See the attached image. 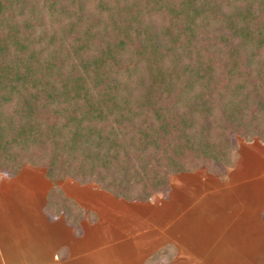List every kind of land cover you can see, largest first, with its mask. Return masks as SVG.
Listing matches in <instances>:
<instances>
[{"label": "trees", "instance_id": "1", "mask_svg": "<svg viewBox=\"0 0 264 264\" xmlns=\"http://www.w3.org/2000/svg\"><path fill=\"white\" fill-rule=\"evenodd\" d=\"M231 134L264 140V0H0V172L44 168L75 231L56 182L147 201L229 166Z\"/></svg>", "mask_w": 264, "mask_h": 264}, {"label": "crops", "instance_id": "2", "mask_svg": "<svg viewBox=\"0 0 264 264\" xmlns=\"http://www.w3.org/2000/svg\"><path fill=\"white\" fill-rule=\"evenodd\" d=\"M182 174L192 173L174 176ZM33 176L38 180H34L35 185L25 183H31ZM53 184L45 176L44 168L29 165L14 177H0V199L13 198L6 205L9 207L6 217L9 221L13 218L11 225L15 231L14 235L10 234L2 219L4 212L0 211V264H145L153 252L165 247L171 248V264H261L256 256L264 238L260 201L257 219L248 214L245 218L248 224H254L257 236L250 229L254 226H239L229 219L225 224L229 226L223 230H208L205 226H210L208 222L199 223V228L210 233L204 236L194 224L211 208L215 193L207 185V204L199 211L191 210V200L188 204L178 200L175 188L173 191L169 188L156 212L152 210L143 215L135 209L138 202L117 199L95 184L81 185L62 179L56 184L63 193L94 215L82 218L75 231L63 215L45 211L47 194ZM239 186L233 187L231 193ZM176 188L179 196L192 194ZM227 191L224 188L216 192L226 194ZM219 205L217 211L221 213L216 214L223 217L225 204ZM233 225L239 227L231 228ZM246 232L252 239L245 241L242 236Z\"/></svg>", "mask_w": 264, "mask_h": 264}, {"label": "rangeland", "instance_id": "3", "mask_svg": "<svg viewBox=\"0 0 264 264\" xmlns=\"http://www.w3.org/2000/svg\"><path fill=\"white\" fill-rule=\"evenodd\" d=\"M230 137L231 140L237 145V150L236 156L229 166L218 168L216 169L217 172L215 171L214 173L207 171L204 167H200L191 172H182L192 173L190 175L182 174V176L178 175V177H175L173 175L169 179V188H171V191H173L175 188L177 199L180 201H184V203L187 204L188 201L191 200V202L193 203L191 210L195 211H199L197 209L203 208V204H207L205 196L206 192L209 191V188H207L205 185L209 186L212 190H214L215 194L212 195V198L211 196H208V198H211V201H213L209 205L211 208L207 209L209 212H207V210H205L206 208H204L205 213L207 214L204 215L205 217H198L196 224H194L195 226H197V232L202 233L204 236L210 233L207 232L206 229L204 230V232L201 228H199V223L201 224L203 222H208L210 226L205 225L208 230H211V228H219L220 230H223L224 227L229 226L225 225L228 219L230 221L232 220V222L234 220L237 224H239V226H254V224H248L246 222L245 218L247 214L248 217H250L249 215H251L252 218L257 219V207L259 201L262 210L264 209V140L254 138L252 140L247 141L236 134H231ZM184 176L185 179H183ZM0 177L7 178L8 176L5 173L0 172ZM35 179L36 177L31 180V183L25 180V183H28L29 185H35ZM36 181L38 180L36 179ZM235 186H239V188H236V191L231 193L232 188ZM176 187L180 188L182 192H191L192 194L186 196L185 193H183L185 196H179V193H177L178 189ZM224 188L225 190H228L226 194L216 192ZM206 189L208 190L206 191ZM162 195V193L156 192L153 193L150 199L147 201H133L138 202L139 204L135 205V209L143 215H147V213L151 212L152 210L156 212L158 204L163 202L164 200ZM12 199L8 197H6L5 199H0V211L4 212L2 213V219L3 222H6V225L8 226V231L10 232V234L12 233V235H14L15 231L11 225V221L13 218L11 217L9 221V218L6 217V213L8 210L7 208H9L6 205L8 203H12ZM236 199L238 202L235 201ZM220 203L225 204V210L222 208V212L225 213V216L223 217L221 215L220 217H218V214H220L221 212L219 213V211H217V206H221L219 205ZM217 212L218 214H216ZM194 218L196 219V217ZM241 222L246 223H243L244 225H241ZM212 223H214L215 225L213 226ZM236 226L237 225H233V227L231 228L235 229ZM250 229L252 232L255 233L256 236L258 235L255 226ZM242 237L245 238V241L252 239L250 233L248 232L243 233ZM261 243L262 245L260 246V250L257 251L258 253L256 256H259L261 264H264V238H262ZM156 252L157 251L153 252L151 256L154 255ZM151 256L145 261V264H171V261L173 259L172 256L168 253L164 256H159V258L154 259H151Z\"/></svg>", "mask_w": 264, "mask_h": 264}]
</instances>
